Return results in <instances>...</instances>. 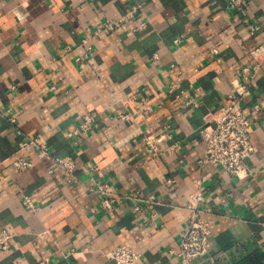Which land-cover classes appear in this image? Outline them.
Listing matches in <instances>:
<instances>
[{
    "label": "crops",
    "instance_id": "0c3cea01",
    "mask_svg": "<svg viewBox=\"0 0 264 264\" xmlns=\"http://www.w3.org/2000/svg\"><path fill=\"white\" fill-rule=\"evenodd\" d=\"M131 3L140 5L145 28L133 30L135 15L97 31ZM263 41L264 0L241 8L226 0H0V227L12 235L0 264H115L105 253L123 242L147 263L170 264L196 180L211 239L192 263L264 264V61L242 99L252 130L248 175L197 162L203 115L228 103L232 81ZM86 113H94L89 127L64 136ZM164 125L168 138L148 154L142 136ZM24 136L74 157L76 182L49 172L52 160L30 147L22 153L32 166L14 172ZM99 182L121 197L116 210L100 207ZM136 191L163 203L133 212L128 195Z\"/></svg>",
    "mask_w": 264,
    "mask_h": 264
},
{
    "label": "built area",
    "instance_id": "2783aa9c",
    "mask_svg": "<svg viewBox=\"0 0 264 264\" xmlns=\"http://www.w3.org/2000/svg\"><path fill=\"white\" fill-rule=\"evenodd\" d=\"M244 0H226L229 8H241ZM138 15L139 21L133 30H140L146 27L147 21L138 4H129L124 13L113 19H104L97 31H113L126 17H134ZM258 28L257 25L250 27V32L254 33ZM87 38L82 39L84 53L82 58L86 59L90 53L91 47L88 45ZM172 42L179 44L181 37H174ZM252 62L244 64L239 69V76L232 81L233 93L228 97L226 105L219 106L213 110H208L203 115L202 124L199 126L198 139L203 143L202 156L197 160L200 165L211 164L221 167L227 172L235 175L237 178H243L248 175V171L243 167V159L253 153V145L251 143V126L250 117L242 106V99L248 96L252 90V83L261 64L264 61V41L254 47L250 51ZM156 55L154 54V57ZM174 85L168 87V91L172 92ZM195 104L191 100L185 101V104ZM149 110V106H145ZM254 109H258V104L253 105ZM94 117V113H86L82 117L81 124L78 128L64 132V136L70 137L79 131H85ZM13 121V119H11ZM168 125H164L157 133L147 132L142 136L141 143L150 155H155L160 151L162 142L168 138L164 130ZM164 131V133H162ZM32 148L37 158H49L52 160L54 167L49 172L55 170L65 181L74 183L76 177L74 175L75 160L71 155L56 156L50 152L49 147L37 137L24 136L16 146L14 152L15 157L11 161V167L14 172H21L32 166V161L26 154L22 153L26 148ZM170 149V147H167ZM172 179H167V183H171ZM94 190L99 199L100 207L106 212L116 210L117 203L121 202V197L113 192L109 183H96ZM133 199L131 210L138 212L142 209L143 204L158 205L163 202L153 196H144L138 191L128 195ZM203 194L200 191V180L195 181V187L187 194L185 209L187 211L186 219L181 230L179 241L175 248L169 249L168 253L172 258L170 264H193L195 257L208 253L211 229L209 222L203 218V208L201 201ZM23 204L31 210L37 207L31 200L30 196L23 194ZM154 209H151L153 212ZM11 233L5 228L0 227V251L7 249V243L11 238ZM115 264H150L141 259L140 253L135 251L128 243L123 242L107 253H105Z\"/></svg>",
    "mask_w": 264,
    "mask_h": 264
}]
</instances>
